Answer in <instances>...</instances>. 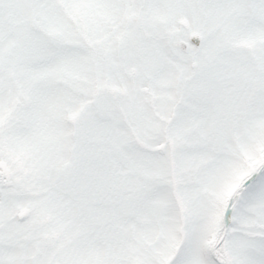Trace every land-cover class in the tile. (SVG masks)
Returning <instances> with one entry per match:
<instances>
[{
	"label": "snow or ice",
	"instance_id": "1",
	"mask_svg": "<svg viewBox=\"0 0 264 264\" xmlns=\"http://www.w3.org/2000/svg\"><path fill=\"white\" fill-rule=\"evenodd\" d=\"M0 264H264V0H0Z\"/></svg>",
	"mask_w": 264,
	"mask_h": 264
}]
</instances>
